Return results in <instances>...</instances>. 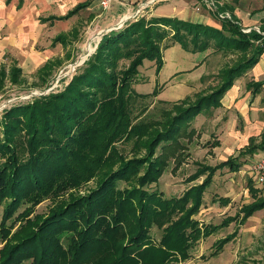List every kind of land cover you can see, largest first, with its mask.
<instances>
[{"label": "trees", "instance_id": "trees-1", "mask_svg": "<svg viewBox=\"0 0 264 264\" xmlns=\"http://www.w3.org/2000/svg\"><path fill=\"white\" fill-rule=\"evenodd\" d=\"M87 4L78 3L59 19ZM68 38L58 36L55 41L66 45ZM173 44L190 53L213 45L223 53L241 54L236 63L222 69L223 81L210 93L186 106L173 105L161 119L143 118L146 107L136 103L158 92L133 89L139 67L144 60L153 61L158 73L164 63L162 52ZM263 53L264 25L245 32L232 17L221 20L217 28L181 18L139 15L103 34L93 54L61 88L3 109L0 264H172L188 259L200 239L237 222L238 215L243 223L264 209L263 197L220 224H203L195 218L213 174L225 167L238 171L241 156L264 152V134L236 157L212 166L199 164L186 180L205 175L204 179L179 196L166 197L151 188L189 121L203 110L219 107L234 80ZM19 75L20 69L13 67L10 81L17 83ZM5 77L0 68V91ZM128 143L131 156L120 147ZM90 180L96 181L95 186L79 194ZM47 198L54 199L52 205L34 214ZM216 200L228 203L223 197ZM153 228L160 230L156 240ZM233 233L216 241L214 255Z\"/></svg>", "mask_w": 264, "mask_h": 264}, {"label": "rangeland", "instance_id": "rangeland-1", "mask_svg": "<svg viewBox=\"0 0 264 264\" xmlns=\"http://www.w3.org/2000/svg\"><path fill=\"white\" fill-rule=\"evenodd\" d=\"M79 16H82L79 18V22L75 20L74 24L73 22L67 23L60 26L59 29L54 27L57 28L56 34L63 29L68 30L73 25L78 26L77 28L80 27L78 38L70 35L72 40L70 45L62 46L59 42L55 45L51 44L52 34L55 31L49 28L46 33L45 30H37L39 34L34 36V39L28 40L18 48L9 45L5 48L0 57V68L4 69L6 75L3 89L0 91V116L2 110L12 104L29 100L39 94L58 90L64 85L62 83L71 78L75 70L81 67L82 63L93 54L94 46L101 38L100 33H98L100 31L94 29L93 26L89 27L88 23L84 21V15L79 14ZM172 46L176 47L165 50L163 54L166 65L162 66L161 71L159 70V75L155 71L153 61L144 60L139 67V72L135 77L139 82L133 84V89L137 93L151 94L156 88L158 92L156 96L140 99L136 103L139 108L146 107V111L141 115L143 118L161 119L164 115L163 111L173 109V105L186 106V104L196 100L198 96L210 93V88L212 90L218 87L223 81L222 69L236 63L241 54L240 51L223 53L217 51L213 45L208 50L195 52V54L185 51L177 44ZM206 52L213 54L209 62L213 63L211 67L213 66L214 72L211 73L210 67L208 77L204 76L197 79L195 77L197 72L189 74L184 71L181 75L180 86H173L171 81L163 84L169 78L168 76L175 72L179 63V69L186 67L193 60L201 59L203 53ZM74 63L76 64L75 68L73 67ZM13 67L20 69L17 83L9 79ZM44 67L46 69H43ZM73 68L74 70H72ZM201 113L198 115L199 117L195 116L196 118L194 117L189 121L186 130L180 134L178 142L174 144L175 150L168 156L166 168L158 178V182L151 186L152 189L161 191L166 197L179 196L190 186L201 182L205 175L199 176L196 181L186 180L189 175L197 170L199 164L202 166L217 165L218 161L226 158V156L216 155L211 149L216 135L209 134V131L213 122H220L219 117L221 116H214L219 112L214 111L211 115L212 110L209 109V111L203 110ZM120 147L126 155H132L130 143ZM245 169L241 166L238 171L233 172L225 167L213 174V181L204 191L201 208L195 216L198 221L203 224H220L228 216L240 214L243 205L264 197V184H256L254 179L245 173ZM249 180H252V183H249ZM95 183V180H90L78 193L82 194L88 188L95 186ZM122 185L124 183H121ZM218 197L226 198L228 203L223 205L216 200ZM53 202L54 199L52 200V198L45 199L36 206L35 211H33L34 214L46 212ZM2 213V205L0 204V222ZM240 218L241 214L238 215L237 222H241ZM237 222H231L229 226L215 230L209 237L200 239L190 249L191 255L188 259H178L172 264H264V209L257 210L243 223ZM232 233V239L214 255L216 241L220 238L229 237V234ZM151 235L155 240L160 238V230L153 228ZM3 245L4 243L0 242V248ZM22 264H30V262L26 261Z\"/></svg>", "mask_w": 264, "mask_h": 264}, {"label": "crops", "instance_id": "crops-1", "mask_svg": "<svg viewBox=\"0 0 264 264\" xmlns=\"http://www.w3.org/2000/svg\"><path fill=\"white\" fill-rule=\"evenodd\" d=\"M210 1L111 0L110 7L104 10L99 5V0H0V57L8 45L18 48L28 42V40L34 39V36L39 34L37 30H45L46 33L51 28L55 31L52 34L53 40L51 44L55 45L59 42L64 46L62 42L55 41V38L64 35L69 37L66 45H70L72 41L70 35L78 38L80 27L77 28L78 26L73 25L68 30H59L60 33L57 34V28L55 29L54 27L56 26L59 29L60 26L67 23L73 22L74 24L82 17L79 14L84 15L85 23H88L89 27L93 26L94 29L96 28V30L100 31L98 33L102 37L105 32L110 31V28L116 26L121 21V18L132 15L143 4L144 6L148 4V6L141 10L140 16H144L146 19L169 16L220 28L221 21L216 15L224 13L230 18L232 17L236 23L238 22L246 30L252 28L257 30L264 25V0ZM82 2H88L86 7L70 17L59 19L73 10L78 3ZM213 4L215 6L211 9ZM97 27L99 28L97 29ZM174 47L176 46L171 45L165 50ZM165 50L162 52L163 65H166L163 56ZM211 55L213 54L203 53L201 59L193 60L186 67L180 66L181 69H179V63L175 72L168 76L169 78L163 84L171 81L173 86H180L181 75L184 71L189 74L197 72L195 76L197 79H201L204 76L208 77L210 75V67L213 65V63L209 62ZM212 67L211 73L214 72ZM250 83H256V85L248 88L247 86ZM254 90L256 92L253 93L252 91ZM220 104L219 107L210 109L212 110L211 115L214 111H218L219 113L214 116L221 117H219L220 122H213V126L209 131V134L213 133L216 135L214 144L211 147L212 152L216 155L226 156L225 160H220L218 163L226 161L229 157L238 156L252 144H258L264 134V54L258 58L257 63L251 69L234 80L231 87L227 89L221 98ZM199 114L196 117H199ZM262 152L259 151L247 157L241 156L239 162H243L242 166L247 168L252 159Z\"/></svg>", "mask_w": 264, "mask_h": 264}, {"label": "built area", "instance_id": "built-area-1", "mask_svg": "<svg viewBox=\"0 0 264 264\" xmlns=\"http://www.w3.org/2000/svg\"><path fill=\"white\" fill-rule=\"evenodd\" d=\"M111 0H100L99 5L102 7V9L106 10L110 6ZM206 2H211L210 0H205ZM215 4L211 5V9L214 8ZM144 7L139 6L135 13L132 15H129L128 17L130 19L135 18L139 15H141V10ZM217 17L220 20H223L224 18H230L227 14H221L218 13ZM121 28V27H120ZM245 32H249V30L243 29ZM75 68V67H74ZM74 68L72 70H74ZM245 173L250 176L252 179H254L256 184H264V152H262L260 155H258L256 158L252 159L250 165L245 169Z\"/></svg>", "mask_w": 264, "mask_h": 264}, {"label": "water", "instance_id": "water-1", "mask_svg": "<svg viewBox=\"0 0 264 264\" xmlns=\"http://www.w3.org/2000/svg\"><path fill=\"white\" fill-rule=\"evenodd\" d=\"M145 6H148V4H145ZM144 6V4L142 5V7H145ZM128 19H130L128 16L127 17H123V18H121V21L116 25V26H114V27H112V28H110L109 30H112V29H118V28H120ZM100 40V39H99ZM99 40L96 42V44H95V46H94V49L96 48V45H97V43L99 42ZM93 49V50H94ZM82 61V60H81ZM75 64V63H74ZM73 64V67H75L76 66V64L74 65Z\"/></svg>", "mask_w": 264, "mask_h": 264}]
</instances>
